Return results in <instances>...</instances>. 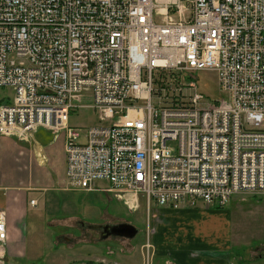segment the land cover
<instances>
[{
    "label": "built area",
    "instance_id": "2783aa9c",
    "mask_svg": "<svg viewBox=\"0 0 264 264\" xmlns=\"http://www.w3.org/2000/svg\"><path fill=\"white\" fill-rule=\"evenodd\" d=\"M0 87V137L63 133L71 186L148 214L264 191V0H0Z\"/></svg>",
    "mask_w": 264,
    "mask_h": 264
},
{
    "label": "crops",
    "instance_id": "0c3cea01",
    "mask_svg": "<svg viewBox=\"0 0 264 264\" xmlns=\"http://www.w3.org/2000/svg\"><path fill=\"white\" fill-rule=\"evenodd\" d=\"M66 170L63 133L54 137L51 131L39 128L29 141L0 137V211L5 213L8 234L4 247L0 246L3 264H102L108 258L100 254L99 247L89 251L85 244L78 246L84 250L77 255L74 251L79 242L72 235L59 232L56 239L52 236V227L80 226L76 214L62 213L69 211L68 204H60L63 194L75 190L67 185ZM199 203L152 209L151 214L160 215L153 239L156 264H264V241L243 245L233 240L230 227L197 222L195 213L207 211L198 208ZM192 222L195 225L190 229L187 225ZM171 225L175 238L169 234Z\"/></svg>",
    "mask_w": 264,
    "mask_h": 264
},
{
    "label": "rangeland",
    "instance_id": "374dc122",
    "mask_svg": "<svg viewBox=\"0 0 264 264\" xmlns=\"http://www.w3.org/2000/svg\"><path fill=\"white\" fill-rule=\"evenodd\" d=\"M158 19H162V15H157ZM195 76L199 90L211 94L212 97L219 96L222 99H227V93L219 92V86L217 85L216 75L212 71H196ZM217 91V93H216ZM12 93V89L8 87H0V96L3 94ZM99 115L92 108H82L74 112L71 115V123L74 126H89L91 124L99 123ZM53 135V133L51 132ZM99 187H107L106 181H99ZM69 193L63 194L64 201L68 204V212H62L64 215L72 216L77 215L81 222H111L120 223L128 222L138 227L139 232L134 238L128 237H109L100 240L98 233L88 230L87 228H81L75 223H70L69 226L52 227L53 238L59 235V232H65L72 235L74 239H77L75 251L77 255L83 253V244L89 251H97L96 246L99 247V252L102 256H107V259L96 260L102 262V264H108L114 261L123 262L124 264H142L147 261L149 264L155 263V247L154 236L157 231L158 220L160 215L154 216L151 212H146L144 201L139 200L136 208H131L126 204V201L120 199L113 192H90L80 189L73 190ZM68 195L67 198H65ZM204 203L200 202L198 208H202L207 211L203 213H195V219L201 224L216 222L219 225L230 227L233 234V240L242 242L243 245L249 243L256 244L259 241H264V191L252 192L243 191L239 192L229 198L227 203L223 207H215L210 205L208 208L204 207ZM154 211V209H153ZM205 214H208L205 217ZM48 217V216H47ZM201 217V218H198ZM156 218V219H155ZM163 222L166 219L163 218ZM86 223V224H87ZM168 223V222H165ZM191 224V225H190ZM188 223L187 227L192 229L195 225L193 222ZM169 230L170 235L175 234L173 225ZM89 234H86V232ZM70 232V233H68ZM177 235V234H176ZM173 238H175V236ZM150 237V238H149ZM168 239L167 242H169ZM147 242L152 244V248L149 254L143 249V246ZM91 243H95L94 247ZM74 246V245H73ZM77 248H81L80 250ZM47 251H50L48 248ZM87 255V254H86ZM84 253V256H86ZM90 256V255H87ZM93 256V255H92ZM96 258V256H93ZM106 258V257H105ZM93 259V258H90Z\"/></svg>",
    "mask_w": 264,
    "mask_h": 264
},
{
    "label": "water",
    "instance_id": "95a60500",
    "mask_svg": "<svg viewBox=\"0 0 264 264\" xmlns=\"http://www.w3.org/2000/svg\"><path fill=\"white\" fill-rule=\"evenodd\" d=\"M101 227L104 228V232H101V240L108 238L109 235L134 238L139 232L138 227L128 222L101 225Z\"/></svg>",
    "mask_w": 264,
    "mask_h": 264
},
{
    "label": "flooded vegetation",
    "instance_id": "af4514ba",
    "mask_svg": "<svg viewBox=\"0 0 264 264\" xmlns=\"http://www.w3.org/2000/svg\"><path fill=\"white\" fill-rule=\"evenodd\" d=\"M86 223L87 222H81L80 221L79 225L81 226V228L85 227L88 230L94 231L95 233L97 232L100 237H101V232H104V228H102L101 225L112 224L111 222H88L87 224ZM86 234H89V232L87 231ZM109 237H113V236L109 235ZM63 238L66 240L70 239L67 236H64ZM87 264H89V263H87Z\"/></svg>",
    "mask_w": 264,
    "mask_h": 264
},
{
    "label": "bare ground",
    "instance_id": "6f19581e",
    "mask_svg": "<svg viewBox=\"0 0 264 264\" xmlns=\"http://www.w3.org/2000/svg\"><path fill=\"white\" fill-rule=\"evenodd\" d=\"M41 128H43V127H41ZM44 129H46V128H44ZM38 130V129H37ZM48 130V129H47ZM50 131V130H49ZM35 132V131H34ZM61 134V133H60ZM32 136H33V134H32ZM31 136V137H32ZM31 137H30V139H31ZM17 139V138H16ZM29 139V140H30ZM19 140V139H18ZM29 140H27V141H29ZM21 141H24V140H21ZM65 145H66V142H65ZM65 153H66V149H65ZM66 159H67V168H68V158H67V153H66ZM66 177H67V170H66ZM67 179V185H68V187H70V188H74V189H80V190H83V191H89V190H85V189H81V188H78V187H74V186H71V184L69 183V181H68V178H66ZM90 192H100V191H90ZM32 200H35V199H32ZM32 200H31V203H32ZM36 201V200H35ZM198 202H201V201H197L195 204H187V205H190V206H194V205H196ZM36 203V202H35ZM35 203H34V205H35ZM203 203V202H202ZM227 203V202H226ZM225 203V204H226ZM33 204V203H32ZM225 204H223V205H225ZM210 205H215V206H223V205H219V204H209V205H206V206H210Z\"/></svg>",
    "mask_w": 264,
    "mask_h": 264
},
{
    "label": "trees",
    "instance_id": "16d2710c",
    "mask_svg": "<svg viewBox=\"0 0 264 264\" xmlns=\"http://www.w3.org/2000/svg\"><path fill=\"white\" fill-rule=\"evenodd\" d=\"M221 207H223V206H221Z\"/></svg>",
    "mask_w": 264,
    "mask_h": 264
}]
</instances>
